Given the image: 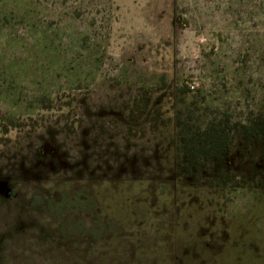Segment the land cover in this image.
I'll return each instance as SVG.
<instances>
[{
	"label": "rangeland",
	"instance_id": "1",
	"mask_svg": "<svg viewBox=\"0 0 264 264\" xmlns=\"http://www.w3.org/2000/svg\"><path fill=\"white\" fill-rule=\"evenodd\" d=\"M0 264H264V0H0Z\"/></svg>",
	"mask_w": 264,
	"mask_h": 264
},
{
	"label": "trees",
	"instance_id": "2",
	"mask_svg": "<svg viewBox=\"0 0 264 264\" xmlns=\"http://www.w3.org/2000/svg\"><path fill=\"white\" fill-rule=\"evenodd\" d=\"M197 152H198V148H197V146H195L194 148H193V151L191 150V153H192V155H193V159H195L197 156ZM88 258H91V256H89Z\"/></svg>",
	"mask_w": 264,
	"mask_h": 264
}]
</instances>
